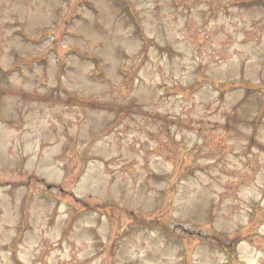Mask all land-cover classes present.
Segmentation results:
<instances>
[{"label":"rangeland","instance_id":"obj_1","mask_svg":"<svg viewBox=\"0 0 264 264\" xmlns=\"http://www.w3.org/2000/svg\"><path fill=\"white\" fill-rule=\"evenodd\" d=\"M0 264H264V0H0Z\"/></svg>","mask_w":264,"mask_h":264}]
</instances>
